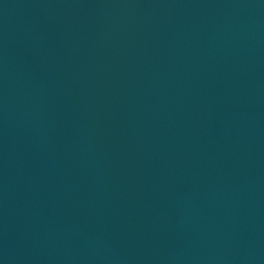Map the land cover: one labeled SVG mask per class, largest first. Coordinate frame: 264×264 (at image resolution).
<instances>
[{
  "label": "water",
  "instance_id": "1",
  "mask_svg": "<svg viewBox=\"0 0 264 264\" xmlns=\"http://www.w3.org/2000/svg\"><path fill=\"white\" fill-rule=\"evenodd\" d=\"M0 264H264V0H0Z\"/></svg>",
  "mask_w": 264,
  "mask_h": 264
}]
</instances>
